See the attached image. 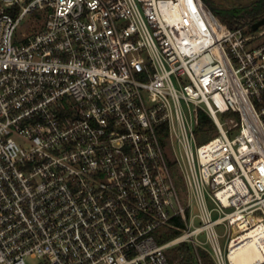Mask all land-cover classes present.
<instances>
[{"label":"built area","instance_id":"obj_1","mask_svg":"<svg viewBox=\"0 0 264 264\" xmlns=\"http://www.w3.org/2000/svg\"><path fill=\"white\" fill-rule=\"evenodd\" d=\"M254 229L264 245V25L202 0H0V264H171L180 242L230 264Z\"/></svg>","mask_w":264,"mask_h":264},{"label":"trees","instance_id":"obj_2","mask_svg":"<svg viewBox=\"0 0 264 264\" xmlns=\"http://www.w3.org/2000/svg\"><path fill=\"white\" fill-rule=\"evenodd\" d=\"M211 12L230 28L247 26V31H251V24L264 16V0H234L231 5H221L218 0H202ZM217 131L212 118L203 110L198 111V124L195 127V134L199 143L205 142ZM181 226L182 221L176 220ZM179 234L176 228L166 227L162 238L157 237L158 241H167ZM197 255L202 264H216L207 250L198 248L197 251L186 242H180L172 247L169 255L171 264H198Z\"/></svg>","mask_w":264,"mask_h":264},{"label":"bare ground","instance_id":"obj_3","mask_svg":"<svg viewBox=\"0 0 264 264\" xmlns=\"http://www.w3.org/2000/svg\"><path fill=\"white\" fill-rule=\"evenodd\" d=\"M259 237L260 233L254 229L234 238L228 253L230 264H255L264 259V245Z\"/></svg>","mask_w":264,"mask_h":264},{"label":"rangeland","instance_id":"obj_4","mask_svg":"<svg viewBox=\"0 0 264 264\" xmlns=\"http://www.w3.org/2000/svg\"><path fill=\"white\" fill-rule=\"evenodd\" d=\"M233 1L234 0H218L219 4H221V5H223V4L224 5H231V3H233ZM243 1H251V0H243ZM30 18H32V16H30ZM26 20L27 19L22 20L20 22L19 29H21V28L26 26V23H27ZM38 27H39V24H34L33 27L31 28V30L32 31L36 30ZM219 118L221 120H223L222 116L220 114H219ZM196 139L198 140L197 136H196ZM198 142H199V140H198ZM176 148H177V146H176ZM165 151H166L167 156H170V147L169 146H166ZM181 152L184 153L182 148H181ZM173 178H174V182L176 184V188H177V191H178V194H179V198H180V200H184V198H186V187H185V184L183 182L182 175H181L180 171L177 168L174 170ZM208 203H209L210 206L212 205L210 201H208ZM193 211L194 212L197 211L195 201H193ZM216 216H217V213L216 212H212V217L214 218ZM194 224L195 225H199V221L196 219ZM216 229H217V231L219 233H223L224 232L223 226H218V227H216ZM158 233H160V230L155 231L156 235ZM223 241H224V239L222 238L221 239V244H223ZM166 253H167L168 257H169V255L172 253V247L168 248L166 250ZM200 262H201V260H200Z\"/></svg>","mask_w":264,"mask_h":264},{"label":"water","instance_id":"obj_5","mask_svg":"<svg viewBox=\"0 0 264 264\" xmlns=\"http://www.w3.org/2000/svg\"><path fill=\"white\" fill-rule=\"evenodd\" d=\"M261 25H264V16H262L261 18H259L258 20H256L255 22H253L251 24V29L252 30H256L258 27H260Z\"/></svg>","mask_w":264,"mask_h":264}]
</instances>
